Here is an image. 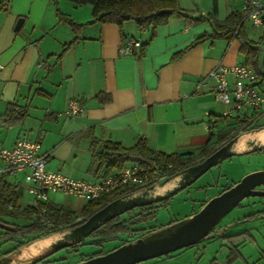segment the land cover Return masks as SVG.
Returning a JSON list of instances; mask_svg holds the SVG:
<instances>
[{
	"label": "crops",
	"instance_id": "0c3cea01",
	"mask_svg": "<svg viewBox=\"0 0 264 264\" xmlns=\"http://www.w3.org/2000/svg\"><path fill=\"white\" fill-rule=\"evenodd\" d=\"M176 1L191 18L172 15L152 32L150 28L139 30L133 19L125 20L121 29L114 23H87L92 19L88 4L10 0L6 6L0 0L1 145L10 147L23 137L38 141L40 152L46 154L47 170L96 181L117 169L97 168L92 159L94 139L131 147L142 138L154 151L194 154L214 140L216 133L234 127L237 113L226 114L231 105L217 98L209 72L218 64H243L238 39H207L174 56L197 36L212 31L209 20L193 18H204L213 12L218 21H223L232 12H244L247 0ZM260 1L264 5V0ZM57 12L84 25L73 30L58 20ZM18 21L20 26L16 28ZM241 26L251 40L262 34V24L255 26L246 16ZM126 38L139 39L142 49L137 47L133 54L120 56L118 47ZM67 43L70 44L63 49ZM259 89L264 95V80H259ZM71 100L83 107V112L75 117L64 114ZM251 110L245 109L248 114ZM222 115L228 118L216 121ZM262 119L264 113L253 115L251 121L261 127L239 133L233 146L237 155L264 149L262 146L254 150L255 144L250 145H264ZM2 166L0 161V181L15 185L20 191L19 209L34 204L35 200H24L27 184L23 179L25 184H20V175L7 174ZM180 179V175H175L164 185L175 180V187ZM57 193H49L47 202L63 205L54 199ZM2 220L18 223L13 218ZM229 227L231 224L218 230L221 237L232 234L221 233ZM242 231L249 232L246 228L238 232ZM3 232V238L13 237L4 236Z\"/></svg>",
	"mask_w": 264,
	"mask_h": 264
},
{
	"label": "trees",
	"instance_id": "16d2710c",
	"mask_svg": "<svg viewBox=\"0 0 264 264\" xmlns=\"http://www.w3.org/2000/svg\"><path fill=\"white\" fill-rule=\"evenodd\" d=\"M76 5H91V21L87 23H114L120 29L125 20L130 16H137L133 19L139 30L150 28L153 32L155 27L165 23L172 15L191 18L187 10L179 7L176 0H68ZM7 6L10 0H3ZM160 9H170L169 13H159ZM215 11V10H214ZM59 21H64L71 26L73 30L82 27L84 24L74 23L67 15L57 12ZM245 17V12H232L223 21H218L213 12L207 17L193 18L195 21L207 19L212 24L210 33L202 34L194 38L189 45L176 53L175 57L182 55L186 50L195 45L210 39L235 37L240 43V52L243 56V64L254 68L259 80H264V15H262V34L257 40L249 39L242 30L241 21ZM75 39V38H74ZM70 43L64 45L65 49ZM143 43L140 47L142 49ZM136 48V47H135ZM133 48V53L134 49ZM132 53V54H133ZM248 109V108H247ZM257 110H251L248 114L245 109L235 114V126L224 131H220L214 135L215 139L208 141L197 153H170L166 154L159 151L151 150L144 139L140 138L136 144L131 147H124L120 142L94 139L92 141V159L97 164L98 169L112 170L122 169L129 163H137L143 167H153L156 165L161 171L167 172V176H171L176 172L191 166L203 157L210 154L218 145L226 142L232 137L249 129L260 128L261 125L253 124L251 118L253 115H259ZM227 115L219 116L216 121L224 122ZM170 164V168L167 165ZM158 181L150 182L147 186L153 185ZM227 188V187H226ZM224 188V189H226ZM223 189V190H224ZM132 188L123 187L110 193H105L97 199L88 200L81 209L82 216H88L107 202L115 199L123 194L132 192ZM135 191V190H134ZM20 191L16 186H11L5 181H0V221L2 218L26 219L25 223H17L14 228L7 229L4 234L13 237L15 245L7 251L0 254L3 256L8 254L22 245L31 242L37 238L48 236L52 233L60 232L64 229L72 228L82 221L76 223L74 210L63 205H55L44 202L42 205L34 203L27 205L24 210H20L17 204ZM171 197V196H170ZM170 197L153 202L151 204L135 207L126 211L127 216L122 217L121 213L102 223L98 228L93 230L88 236L92 243L102 244L104 241L124 238L122 243L129 242L137 237H141L149 232L160 229L165 225H149L148 221L155 217L157 208L165 205ZM203 205V204H202ZM201 205V206H202ZM41 206L45 207L44 212L40 210ZM264 211L250 213L237 219V222L252 220ZM46 221L49 223L47 225ZM175 221H170L171 224ZM167 224V225H168ZM247 231L222 235V238L229 241L230 247L227 255V263H230L237 257L236 243L243 241L245 237H249ZM6 239V240H10ZM82 242L78 243L81 244ZM76 244V245H78ZM105 251L99 250L91 254L82 256L81 260L92 256L103 254ZM47 257L38 260V262H47Z\"/></svg>",
	"mask_w": 264,
	"mask_h": 264
},
{
	"label": "rangeland",
	"instance_id": "374dc122",
	"mask_svg": "<svg viewBox=\"0 0 264 264\" xmlns=\"http://www.w3.org/2000/svg\"><path fill=\"white\" fill-rule=\"evenodd\" d=\"M256 170H264V149L225 158L208 169L190 185L173 194L165 205L157 208L155 217L149 219L148 224L151 226L167 225L170 221L183 219L198 211L206 198L217 195L224 188H228L239 181L245 174ZM22 179L23 177L20 175V184H25ZM54 199L63 206L74 210L75 215H77L75 218L76 223L84 219L81 213L78 212L84 204L83 200L75 196L66 197L60 192L54 196ZM24 200L30 203L34 198L25 191ZM260 211H264V196L245 197L224 215L217 224L218 228L213 229V234L216 235L205 238L195 245L138 264H227L228 248L232 244L223 239L220 236L221 234L218 233V230L224 228L227 224H231V227L223 229L221 233H234L244 228L250 232L249 237H245L243 241L236 243L240 256L228 264H245V260L248 264H264V213L259 214L258 217L252 220L237 222V219L242 216ZM126 216L127 213L124 212L122 217ZM16 220L15 222L18 223L26 222L23 217ZM3 225L14 228V225L0 221V234L4 230L7 231ZM8 235L4 234V236ZM123 240L124 238H119L104 241L101 245H98L92 243L91 238L87 236L81 244L62 248L48 256L47 262H38L37 264H75L80 262L82 256L99 250L110 251L119 246ZM14 245L15 242L6 240L0 235V254Z\"/></svg>",
	"mask_w": 264,
	"mask_h": 264
},
{
	"label": "water",
	"instance_id": "95a60500",
	"mask_svg": "<svg viewBox=\"0 0 264 264\" xmlns=\"http://www.w3.org/2000/svg\"><path fill=\"white\" fill-rule=\"evenodd\" d=\"M158 12L169 13L170 9H160ZM136 18L137 16H130V19ZM20 22L21 21L17 22L16 28L20 26ZM238 136L239 134L222 143L201 160L175 174L165 177L153 185L112 199L86 216L81 223L74 227L37 238L8 254L0 256V264H7L10 262L14 257L20 254L23 247L34 241L47 238L54 234L70 231L65 239L52 242L43 253L21 262L20 264H30L42 260L62 248L71 247L82 242L93 230L116 215L131 210L132 208L145 206L172 196L179 190L190 185L208 169L220 163L223 159L237 155L238 153L234 151L233 146ZM252 144H255L253 146L254 150L264 146L258 145L256 142L250 143V145ZM175 175H181L179 183L172 189L167 190L164 194L154 197H145L142 194L132 196L133 194L151 189L156 185L163 184ZM261 185H264V170H256L247 173L239 181L205 201L199 210L193 214L141 237H137L129 242L122 243L103 254L89 257L75 264H138L142 261L195 245L205 238L216 235L213 234V229L224 215L234 208L242 199L249 196H264V189L257 188ZM4 227L5 229L13 228L7 225Z\"/></svg>",
	"mask_w": 264,
	"mask_h": 264
},
{
	"label": "built area",
	"instance_id": "2783aa9c",
	"mask_svg": "<svg viewBox=\"0 0 264 264\" xmlns=\"http://www.w3.org/2000/svg\"><path fill=\"white\" fill-rule=\"evenodd\" d=\"M244 12L253 25L262 24L264 5L260 0H247ZM141 44L139 39L126 38L119 45L118 53L120 56L131 55L133 48L140 47ZM209 76L215 81L217 98L231 105L227 115L247 108L264 113V95L259 89V79L253 67L242 63L231 66L218 64L211 69ZM81 112H83L81 104L71 100L64 114L75 117ZM0 161L3 163V172L13 176L22 175L27 184V192L34 197L35 203L40 205L48 200L49 193L61 192L88 201L123 187L136 191L147 187L150 182L160 181L167 176V172L161 171L156 165L145 168L137 163H129L96 181L71 178L60 172L47 170L46 154L40 152V143L26 137L19 138L10 147H4L0 143ZM167 167L170 168V164ZM40 210L44 212L45 207L41 206ZM46 223L49 225L47 221Z\"/></svg>",
	"mask_w": 264,
	"mask_h": 264
},
{
	"label": "bare ground",
	"instance_id": "6f19581e",
	"mask_svg": "<svg viewBox=\"0 0 264 264\" xmlns=\"http://www.w3.org/2000/svg\"><path fill=\"white\" fill-rule=\"evenodd\" d=\"M165 183L156 185L155 187L148 189V190H145L143 192H140L138 194H133L132 196L141 195V194L144 196H147V195L155 196L158 194L161 195L160 193L163 194L167 190H169L170 188L171 189L173 188V186L175 185V180H170L166 185H164ZM150 196H147V197H150ZM69 233H70V231H65L62 233H58L57 235H55L51 238H45V239L34 241V242L30 243L29 245L23 247L20 254L17 255L16 257H14L7 264H20L21 262H24V261H27L31 258H34V257L40 255L41 253H43L49 247V245L52 242H54L56 240L65 239Z\"/></svg>",
	"mask_w": 264,
	"mask_h": 264
},
{
	"label": "flooded vegetation",
	"instance_id": "af4514ba",
	"mask_svg": "<svg viewBox=\"0 0 264 264\" xmlns=\"http://www.w3.org/2000/svg\"><path fill=\"white\" fill-rule=\"evenodd\" d=\"M257 188H259V189H264V187H262V185H261V186H258ZM83 218H85V216H83ZM216 228H218V226H217ZM216 228H215V229H216Z\"/></svg>",
	"mask_w": 264,
	"mask_h": 264
}]
</instances>
